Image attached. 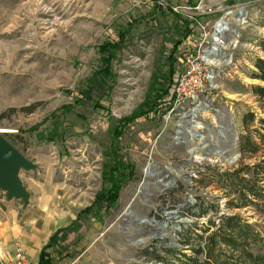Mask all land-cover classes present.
I'll use <instances>...</instances> for the list:
<instances>
[{
	"label": "rangeland",
	"instance_id": "obj_1",
	"mask_svg": "<svg viewBox=\"0 0 264 264\" xmlns=\"http://www.w3.org/2000/svg\"><path fill=\"white\" fill-rule=\"evenodd\" d=\"M198 4L246 12L239 22L227 18L231 60L220 70L212 110L192 119L196 110H172L167 93L155 113L125 129L119 150L134 166V179L121 188L108 215L100 221L81 216L79 230H69L66 241L48 250L59 264H186L181 253H193L182 247L181 233L206 225L215 211L263 223L250 218V210H227L223 192L209 182L218 171L260 158L242 159L238 144L241 135L256 139L255 131L264 129L250 90L264 86L251 78L255 59L264 60V0H0V136L34 166L18 175L27 203L3 191L0 203L17 209L20 218L38 220L42 235L69 226L92 204L103 186L110 131L137 111L152 84L161 91L171 85L185 50L197 51L183 45L200 37L192 20ZM220 16L196 19L212 34ZM179 18L189 25L185 39ZM128 25L111 77L80 100L79 88L99 65L98 47L117 40ZM246 113L254 114L247 127ZM193 124L202 142L185 132ZM198 201L215 208L196 218Z\"/></svg>",
	"mask_w": 264,
	"mask_h": 264
},
{
	"label": "trees",
	"instance_id": "obj_2",
	"mask_svg": "<svg viewBox=\"0 0 264 264\" xmlns=\"http://www.w3.org/2000/svg\"><path fill=\"white\" fill-rule=\"evenodd\" d=\"M180 21L186 30L182 34V38L185 39L190 31L189 25L186 20L180 19ZM131 28V25H128L123 32L118 34L117 40L104 42L98 47L99 65L93 71L92 78L88 79L87 84L79 88L80 100L90 99L92 93L100 86V81H106L111 77V62L115 59L117 51L122 48L125 41L124 36ZM180 43L181 41L176 43L173 50H176ZM261 46L264 51V45ZM253 66L256 71L252 72L251 78L264 82V60L255 59ZM168 88L161 91L152 84L151 92L137 111L120 119L116 127L110 131V155L103 163L102 188L96 193L92 204L79 212L69 226L58 229L49 238L39 253L38 264H53L48 250L57 247L62 240L66 241L69 230L73 228H76L75 232L79 230L77 224L81 216L100 221L103 215H108L116 207L121 188L129 180L134 179V166L120 154V138L125 129L134 124L137 119L156 112V107L162 97L168 93ZM250 90L257 99L261 113L264 114V86H251ZM1 119L2 116H0ZM253 120L254 114L246 113L242 123L247 127V121ZM260 123L264 128V120L261 119ZM255 133L256 139L250 136V132L241 135L238 150L242 159L245 156L260 153L259 160L252 165L242 163L236 168L218 171L212 177L214 181H210L209 184H215L223 192V198L226 199L224 207L227 210H250L252 212L250 218L257 216L264 219V129L263 132L255 131ZM195 206L198 208L196 218L205 217L207 212L214 207L209 204L204 208L200 201ZM262 222L264 223V220ZM263 223H250L249 219L238 214L218 216L215 211L208 217L206 225L195 224L181 233L182 247L190 249L193 256L181 254L186 264H264ZM190 240L196 241V244L192 245Z\"/></svg>",
	"mask_w": 264,
	"mask_h": 264
},
{
	"label": "built area",
	"instance_id": "obj_3",
	"mask_svg": "<svg viewBox=\"0 0 264 264\" xmlns=\"http://www.w3.org/2000/svg\"><path fill=\"white\" fill-rule=\"evenodd\" d=\"M181 7H172L175 13L180 12ZM192 19L201 28L200 37L192 42L184 43V47L191 45L197 51L189 52L185 50L179 58L182 69L173 75L170 89L168 90L167 103L171 109L198 110L196 116H201L203 111H210L216 91V81L220 76V70L228 65L231 60L228 48L223 46L225 36L231 30L228 19H236L239 11H234L231 7L206 6L198 4L193 7ZM221 14L213 25V33L205 31V27L200 25L196 18L209 15ZM192 18V17H190ZM228 18V19H227ZM242 20V19H241ZM221 31H218L220 26ZM219 38L217 41L215 38ZM5 264H38V262L28 258L21 249H17L12 259Z\"/></svg>",
	"mask_w": 264,
	"mask_h": 264
},
{
	"label": "crops",
	"instance_id": "obj_4",
	"mask_svg": "<svg viewBox=\"0 0 264 264\" xmlns=\"http://www.w3.org/2000/svg\"><path fill=\"white\" fill-rule=\"evenodd\" d=\"M5 208L6 206L0 203V264L10 261L17 249H21L28 258L38 262L42 247L58 229L48 235L39 234L38 220L32 221L28 215L20 218L17 209ZM52 263L60 262L52 259Z\"/></svg>",
	"mask_w": 264,
	"mask_h": 264
},
{
	"label": "water",
	"instance_id": "obj_5",
	"mask_svg": "<svg viewBox=\"0 0 264 264\" xmlns=\"http://www.w3.org/2000/svg\"><path fill=\"white\" fill-rule=\"evenodd\" d=\"M33 167L0 136V191L6 192L8 198L22 199L26 204L29 194L23 188L18 175L21 170H29Z\"/></svg>",
	"mask_w": 264,
	"mask_h": 264
},
{
	"label": "bare ground",
	"instance_id": "obj_6",
	"mask_svg": "<svg viewBox=\"0 0 264 264\" xmlns=\"http://www.w3.org/2000/svg\"><path fill=\"white\" fill-rule=\"evenodd\" d=\"M245 15H246V12H244L243 10H240L237 13L236 17L238 19H240V18L243 19L242 17L245 16ZM222 28H223V26L221 25L218 28V31H221ZM219 38H221V37L215 38V40L217 41ZM232 44H233V42H231V41L228 42V41L225 40L224 43H223V46L225 48H229L230 46H232ZM197 111L198 110H196V112H194L195 114H192V116H191L192 119L195 118V116L197 114ZM179 127H181V126L179 125ZM197 128H198V126H196V125L193 124V125L190 126V128L185 129V132L192 138V140L197 139L198 142H202L204 138H203V136H201V135L198 134ZM218 155L221 156V157H223V158H226V157H224V155L222 153H218ZM234 159L235 158L232 157V158H229L228 161H234Z\"/></svg>",
	"mask_w": 264,
	"mask_h": 264
}]
</instances>
